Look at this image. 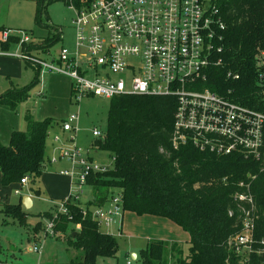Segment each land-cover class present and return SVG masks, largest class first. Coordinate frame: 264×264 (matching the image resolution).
Instances as JSON below:
<instances>
[{
  "label": "trees",
  "instance_id": "obj_1",
  "mask_svg": "<svg viewBox=\"0 0 264 264\" xmlns=\"http://www.w3.org/2000/svg\"><path fill=\"white\" fill-rule=\"evenodd\" d=\"M35 1L36 21L41 22L43 15L48 18L47 7L55 0ZM74 1L80 4V0ZM213 2L227 30L219 55L222 63L211 68L207 85L222 94L231 90V99L264 113V0ZM66 3L69 5L70 0ZM10 30L0 26V49L10 50L19 43L16 35L7 41L1 39L3 32ZM59 39L58 33L22 48L33 53L46 51ZM26 65L31 64L26 61ZM229 73L239 78L228 77ZM39 74L37 68L32 85L12 87L1 94L0 111L2 105L15 109L25 101L31 87L39 82ZM110 100L107 130L92 144L112 154V168L89 177L87 185L93 187V199L88 203L82 205L70 195L63 202L67 213L59 212L56 217L50 211L44 214L54 221L57 233H66L71 224H79L71 244L83 252L80 263L97 264L99 257L116 256V237L101 230L93 211L107 208L121 191L123 217L126 211L164 217L189 234V264H240L244 259L229 240L243 231L246 218L253 219V246L262 252L253 253L250 263L264 264V146L259 159L240 153L218 155L191 143L175 148V96L120 95ZM25 123L26 129L12 131L9 144L0 141L2 184L9 186L28 177L31 191L39 195L38 182L51 162L46 145L55 122L28 114ZM0 207L14 219L26 215L21 202ZM40 228L41 223L36 226ZM171 247L182 254L178 243L150 240L141 249L142 264H162ZM180 255V263L185 264Z\"/></svg>",
  "mask_w": 264,
  "mask_h": 264
},
{
  "label": "built area",
  "instance_id": "obj_2",
  "mask_svg": "<svg viewBox=\"0 0 264 264\" xmlns=\"http://www.w3.org/2000/svg\"><path fill=\"white\" fill-rule=\"evenodd\" d=\"M69 7L74 11L76 30L73 48L62 46L58 57L48 60L41 53L50 50L33 53L22 48L32 44L29 35L10 30L4 31L1 39L19 36L21 51L0 49V55H13L39 70L68 75L72 100L79 107L85 97L175 96V148L191 143L218 155L261 157L264 113L231 99V90L222 94L207 85L211 68L222 63L219 55L227 30L213 0H80V4L70 0ZM228 77L238 79L239 75L229 73ZM79 120L80 110L62 121L63 130L77 133ZM92 133L94 138L104 135L99 127ZM71 139L73 145L63 149L60 157L70 162V169L63 173L72 180L70 195L75 193L78 198L91 175L112 166L84 155L76 145V135ZM28 183V177L20 182ZM110 202L107 208L93 211L101 227L122 224L121 191ZM59 212L67 213L64 203L54 217ZM54 227L50 220L52 233ZM254 240V220L246 218L243 231L231 237L229 245L239 251L243 244L251 248ZM240 264L252 263L244 259Z\"/></svg>",
  "mask_w": 264,
  "mask_h": 264
},
{
  "label": "rangeland",
  "instance_id": "obj_3",
  "mask_svg": "<svg viewBox=\"0 0 264 264\" xmlns=\"http://www.w3.org/2000/svg\"><path fill=\"white\" fill-rule=\"evenodd\" d=\"M47 13L48 18L43 15L42 21L38 22L35 0H0V25L10 28L16 35L28 34L31 43L37 44L50 36L60 34V39L50 47V53H41L44 58L50 60L58 57L62 46L74 47L76 30L73 24L74 11L66 0L51 2L47 7ZM10 51H21V46L13 44ZM41 70L39 82L31 87L29 97L25 101L15 109L8 105L1 106L0 141L6 145L10 143L14 129H26L25 118L28 114H32L37 120L51 118L55 123L50 129L46 145V154L51 162L38 182L41 190L39 195L31 191L30 183L4 186L0 171L2 206L19 204L24 195H30L33 200L32 206L24 209L26 215L22 219H14L9 213L3 212L4 207H0V264H83L80 263L82 250L71 244L73 233L80 229L79 224H71L66 233H57L54 227L52 233L48 228L50 219L44 214L50 211L55 216L61 203L69 198L73 188L71 178L63 173L64 170L70 169V162L60 157L63 149L73 145L71 139L73 135H76V145L84 155L113 166L112 154L97 149L92 144L95 140L92 130L95 127L101 128L104 132L107 130L111 100L105 97H85L79 103V107L72 100V80L68 75ZM36 75L37 69L33 65L27 66L24 59L13 55H0V95L12 87L24 88L32 85ZM78 110L80 120L77 133L64 131L62 121ZM57 137L59 139H56ZM54 159L56 161H53ZM17 189L21 194L16 193ZM74 196L75 193L72 200L75 199ZM92 199L93 187L84 185L83 192L76 198V202L84 205ZM142 217L126 211L122 231V225L101 227L103 232L116 237L119 249L115 257H99L97 264H127L128 261L132 264H142L141 249L146 248L150 241L143 236L150 228L149 224L142 226L139 221ZM134 218L138 220L133 221ZM39 223L42 224V228L36 229ZM188 235L181 228L178 240L182 246V254L171 247L162 264H181L179 255L183 256L185 264H189L186 263L189 262ZM239 247L242 258L249 261L253 253L262 252L257 245L250 248L249 245L243 244ZM133 254L137 255L136 259L133 258Z\"/></svg>",
  "mask_w": 264,
  "mask_h": 264
},
{
  "label": "crops",
  "instance_id": "obj_4",
  "mask_svg": "<svg viewBox=\"0 0 264 264\" xmlns=\"http://www.w3.org/2000/svg\"><path fill=\"white\" fill-rule=\"evenodd\" d=\"M24 209H25V207H24ZM137 220L138 219H135V218L133 219V221H137ZM123 221H124V217H123ZM123 221L121 224L122 225L121 231L123 230ZM139 221L142 223V226L149 224L150 229L148 231H146L145 233H143L144 237L146 236L150 240H152L151 239V237H152L153 239H161V240L167 241L169 243L180 244V241L178 240V238L181 235V228L178 225H176L175 223H173L172 221H170L169 219L164 218V217L153 216V215H144L141 219H139ZM188 241H189V235H188Z\"/></svg>",
  "mask_w": 264,
  "mask_h": 264
},
{
  "label": "water",
  "instance_id": "obj_5",
  "mask_svg": "<svg viewBox=\"0 0 264 264\" xmlns=\"http://www.w3.org/2000/svg\"><path fill=\"white\" fill-rule=\"evenodd\" d=\"M21 203H22V205H23L25 208H29V207L32 206V204H33V200H32V198H31L30 195H24V196H22V198H21ZM73 235H75V233H73ZM133 258L136 259V258H137V255L134 254V255H133Z\"/></svg>",
  "mask_w": 264,
  "mask_h": 264
}]
</instances>
